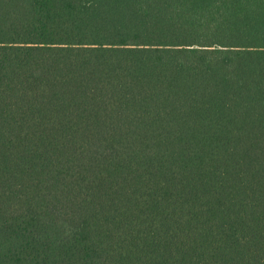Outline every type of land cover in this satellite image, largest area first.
Wrapping results in <instances>:
<instances>
[{
	"label": "trees",
	"instance_id": "16d2710c",
	"mask_svg": "<svg viewBox=\"0 0 264 264\" xmlns=\"http://www.w3.org/2000/svg\"><path fill=\"white\" fill-rule=\"evenodd\" d=\"M0 264H264V0H0Z\"/></svg>",
	"mask_w": 264,
	"mask_h": 264
}]
</instances>
